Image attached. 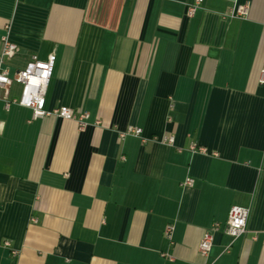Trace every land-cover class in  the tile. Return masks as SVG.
I'll list each match as a JSON object with an SVG mask.
<instances>
[{"label": "crops", "instance_id": "0c3cea01", "mask_svg": "<svg viewBox=\"0 0 264 264\" xmlns=\"http://www.w3.org/2000/svg\"><path fill=\"white\" fill-rule=\"evenodd\" d=\"M192 1L0 0L8 74L53 53L45 107L88 113L0 98V264H264V0ZM233 204L250 207L235 238Z\"/></svg>", "mask_w": 264, "mask_h": 264}, {"label": "built area", "instance_id": "2783aa9c", "mask_svg": "<svg viewBox=\"0 0 264 264\" xmlns=\"http://www.w3.org/2000/svg\"><path fill=\"white\" fill-rule=\"evenodd\" d=\"M203 0H193L187 5L186 13L188 16H193L197 7ZM248 14V5L237 4L230 11V16H246ZM17 53V45L10 41L7 36L2 38V45L0 49V98L4 101L5 108L10 104L16 103L31 109V118H40L48 115H55L64 118L74 119L80 128L87 124L88 113L86 111L76 112L69 107L59 106L52 109L45 107V93L47 85L53 71L55 63V55L52 53L45 59H39L35 54H32L27 61L26 65L14 72L13 75L8 74V68L5 66L7 59L13 57ZM260 81L264 80V63L260 70ZM13 82L20 84V93L17 98H9V89ZM132 134L142 137V128L129 124L120 135ZM155 141L172 145L174 144V135L165 134L160 137H154ZM189 148L192 151L207 153V148L199 145L196 142H191ZM193 178L188 177L185 179L184 184L191 185ZM250 215V207L233 204L230 206L227 218L224 224V231L235 238L242 235L246 231L247 220ZM219 227L218 222H213L210 229L206 230L199 242V252L206 256L213 243V232ZM174 225L167 223L163 229L164 237L171 243ZM9 245L8 241L4 242ZM13 252H15L13 250ZM166 255V253H162ZM171 258V256H169Z\"/></svg>", "mask_w": 264, "mask_h": 264}]
</instances>
